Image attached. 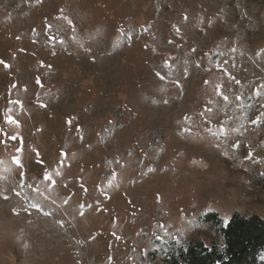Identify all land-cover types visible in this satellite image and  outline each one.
<instances>
[{"label":"rangeland","instance_id":"1","mask_svg":"<svg viewBox=\"0 0 264 264\" xmlns=\"http://www.w3.org/2000/svg\"><path fill=\"white\" fill-rule=\"evenodd\" d=\"M0 61V264H160L206 212L264 217V0H0Z\"/></svg>","mask_w":264,"mask_h":264},{"label":"trees","instance_id":"2","mask_svg":"<svg viewBox=\"0 0 264 264\" xmlns=\"http://www.w3.org/2000/svg\"><path fill=\"white\" fill-rule=\"evenodd\" d=\"M51 182V181H50ZM215 235L209 243L202 240L177 244L175 241L158 259L160 264H264L258 259L264 252V217L233 212L226 223L216 211L201 217Z\"/></svg>","mask_w":264,"mask_h":264},{"label":"clouds","instance_id":"3","mask_svg":"<svg viewBox=\"0 0 264 264\" xmlns=\"http://www.w3.org/2000/svg\"><path fill=\"white\" fill-rule=\"evenodd\" d=\"M264 252H261L260 253V255H259V257H258V259L260 260V261H263L264 262Z\"/></svg>","mask_w":264,"mask_h":264},{"label":"snow or ice","instance_id":"4","mask_svg":"<svg viewBox=\"0 0 264 264\" xmlns=\"http://www.w3.org/2000/svg\"><path fill=\"white\" fill-rule=\"evenodd\" d=\"M0 64H4V61H0ZM69 124H70V121H69Z\"/></svg>","mask_w":264,"mask_h":264}]
</instances>
